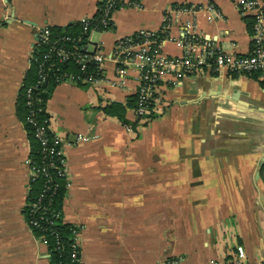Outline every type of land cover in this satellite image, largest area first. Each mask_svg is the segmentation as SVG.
I'll return each instance as SVG.
<instances>
[{
    "label": "crops",
    "instance_id": "crops-1",
    "mask_svg": "<svg viewBox=\"0 0 264 264\" xmlns=\"http://www.w3.org/2000/svg\"><path fill=\"white\" fill-rule=\"evenodd\" d=\"M98 1L0 0V264H49L24 213L31 143L19 95L41 30L93 17ZM124 1L113 29L90 34L89 48L105 55L101 79L59 82L46 104L63 140V215L82 225V264L228 263L238 245L248 264H264V71L212 63L166 77L160 115L133 131L104 109L127 106L139 85L136 70L121 74L113 60L120 39L150 30L171 58L208 45L243 55L255 16L239 0ZM126 116L136 119L132 107Z\"/></svg>",
    "mask_w": 264,
    "mask_h": 264
},
{
    "label": "built area",
    "instance_id": "built-area-1",
    "mask_svg": "<svg viewBox=\"0 0 264 264\" xmlns=\"http://www.w3.org/2000/svg\"><path fill=\"white\" fill-rule=\"evenodd\" d=\"M239 4L243 12H250L255 16L254 22V34L253 41L255 42L254 48L247 54L235 55L230 53H224L221 50L213 48L208 45L204 47L196 57L191 56L190 53L179 58H171L163 55L160 51L161 41L158 40V35L150 30H140L132 35L124 37L117 41L114 47L113 60L117 64L119 73L123 74L126 67H132L138 72L139 75V103L136 110V115L141 118L140 124L150 120V105L153 103L154 107L159 109V106L163 104V98L160 92L161 82L166 77H172L174 79H182L187 74L194 71L203 72L206 66L214 64L217 69H226L231 73H251L256 70L264 71V2L262 0H239ZM112 20V16L110 17ZM108 23V20H104ZM85 29L88 28L86 23ZM95 29H92L94 31ZM90 32V34H91ZM50 29L45 27L38 35L37 43H47L50 39ZM65 40L70 39L69 36L64 37ZM89 40L83 45V49L86 54H74L64 47L53 45L52 50L59 57V60H64L70 55H76L79 57V61H82V67H85V61H94L97 63L99 69L103 70V62L105 55L100 49L91 50L89 48ZM182 45V42H178ZM52 57L51 53L44 55L45 60H49ZM32 59V57H31ZM42 71V69H41ZM102 77V76H101ZM101 77L94 76L93 74L81 76H75L73 74L66 75L60 82L73 81L78 82L81 79L82 83H93L101 79ZM38 83H42L46 79V74L40 72ZM33 88L29 87L26 90V96L28 98V104L33 105L35 100L43 104V99L38 97L34 99L32 97ZM43 107V105H42ZM33 113L29 117V121L35 125V136L39 139L43 151L42 165H38L32 161L29 157V171L30 180L43 175L45 177V192L41 194L37 201H27L26 208L29 209L31 217L27 219L28 225L35 235L36 239L47 247L48 260L50 262L52 254V244L45 232L41 234L35 233V228L47 229L42 227V222L45 221L48 225L56 223L53 220L54 217L61 218L64 223H68L64 220L63 211L56 214L49 215L51 213V203H44L43 198L46 196L47 191H56L59 183L56 178L50 172V166L56 169V175L58 177H67V158L63 151V140L59 133H57L50 125L44 123H37L33 118ZM46 122V120L44 121ZM129 131H133V127L129 124L125 125ZM52 132L50 135L48 131ZM79 139L86 141L90 139L89 135H79ZM70 257L72 264H82L81 260V231L82 225L78 223H70ZM54 232V231H51ZM57 248H60L59 236L56 238ZM212 264H248L245 248L242 245L237 246V250L233 259L226 263L220 261H214Z\"/></svg>",
    "mask_w": 264,
    "mask_h": 264
},
{
    "label": "trees",
    "instance_id": "trees-1",
    "mask_svg": "<svg viewBox=\"0 0 264 264\" xmlns=\"http://www.w3.org/2000/svg\"><path fill=\"white\" fill-rule=\"evenodd\" d=\"M128 5L124 0H99L97 4L96 14L84 21H81L77 24L71 25L70 27H49L50 29V39L47 43H37L34 48L30 66L23 82V85L20 90L19 102H18V111L21 120L23 121L27 134L31 143V152L30 158L32 161L38 165H42L43 151L39 139L35 136L36 128L33 123L29 121L31 113H33L34 120L37 123H44L45 125H50L53 127V116L47 111L46 104L47 100L50 97L54 87L66 77V75L73 74L75 76L84 77L85 75L93 74L94 76L101 77L103 75V70L99 69L97 63L94 61H85V67H82V61H79V57L76 55H70L64 60H59V57L52 50L53 45L64 47L66 50L74 54H86L85 50L82 48L89 40L90 32L92 29L95 30H110L113 29L114 23L110 19L112 13L122 7ZM107 19L108 23H105L104 20ZM254 17H249L248 19V28L251 34L254 33ZM88 24V28L85 29V24ZM69 36L70 39L65 40L64 37ZM160 40V37L157 38ZM255 42L253 41L251 50L254 48ZM46 53H51L52 57L49 60L44 59ZM46 74V79L42 83H38L40 72ZM256 71H253L255 76ZM260 72V71H257ZM78 83H82L81 79L78 80ZM33 88L32 97L34 99L41 97L43 99V104L38 103L36 100L33 105L28 104V98L26 96L27 88ZM139 103V92L138 90L134 95H131L128 101L127 106H130L135 111V120H130L126 116L127 106L122 105L121 103H110L105 106L104 109L110 115L117 116L122 123L125 125L129 124L133 129H137L141 126H147L153 119L157 118L161 111L154 107L152 103L150 105L151 113L148 115L150 120L143 122V125L140 124L141 118L136 115V110ZM43 105V107H42ZM46 120V122H44ZM48 133L51 135L50 130ZM50 172L56 178V181L59 183L57 190L47 191L46 196L43 198L44 203H51L50 209L51 213L49 215H54L56 213H62L63 211V200L67 190V180L66 177H58L56 175V169L50 166ZM45 177L40 175L34 180L29 182V192L27 201H37L41 194L45 192ZM26 219L31 217L29 209L24 210ZM53 220L56 221L53 225H48L45 221L42 222V227L45 226L47 229L41 231L40 228H35L36 234H41L45 232L48 236L50 243L52 244V254L49 264H72L70 257V223H64L61 218L54 217ZM54 231V232H51ZM59 236L60 239V248H57L56 238Z\"/></svg>",
    "mask_w": 264,
    "mask_h": 264
},
{
    "label": "rangeland",
    "instance_id": "rangeland-1",
    "mask_svg": "<svg viewBox=\"0 0 264 264\" xmlns=\"http://www.w3.org/2000/svg\"><path fill=\"white\" fill-rule=\"evenodd\" d=\"M89 47L91 48V46L89 45Z\"/></svg>",
    "mask_w": 264,
    "mask_h": 264
}]
</instances>
